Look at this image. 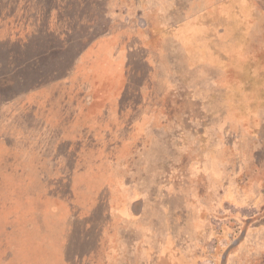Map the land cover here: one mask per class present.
Returning <instances> with one entry per match:
<instances>
[{"label":"rangeland","instance_id":"374dc122","mask_svg":"<svg viewBox=\"0 0 264 264\" xmlns=\"http://www.w3.org/2000/svg\"><path fill=\"white\" fill-rule=\"evenodd\" d=\"M1 3L0 264H264V0Z\"/></svg>","mask_w":264,"mask_h":264},{"label":"trees","instance_id":"16d2710c","mask_svg":"<svg viewBox=\"0 0 264 264\" xmlns=\"http://www.w3.org/2000/svg\"><path fill=\"white\" fill-rule=\"evenodd\" d=\"M0 8H3V7H6V6H3V3H1V0H0ZM3 11V10H2ZM10 21V20H9ZM10 28H12L11 26V23L9 24ZM6 40H9V41H13V38H12V34H10V32L6 35L5 37ZM16 42V41H14ZM260 56H264V54H261ZM262 59V62L264 63V57L261 58Z\"/></svg>","mask_w":264,"mask_h":264},{"label":"crops","instance_id":"0c3cea01","mask_svg":"<svg viewBox=\"0 0 264 264\" xmlns=\"http://www.w3.org/2000/svg\"><path fill=\"white\" fill-rule=\"evenodd\" d=\"M21 180H22V182L25 181V179H23V177H21L20 182H21ZM21 184H22V183H21Z\"/></svg>","mask_w":264,"mask_h":264}]
</instances>
